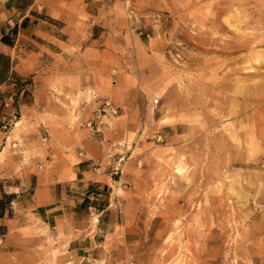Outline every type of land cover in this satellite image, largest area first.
<instances>
[{
	"label": "rangeland",
	"instance_id": "374dc122",
	"mask_svg": "<svg viewBox=\"0 0 264 264\" xmlns=\"http://www.w3.org/2000/svg\"><path fill=\"white\" fill-rule=\"evenodd\" d=\"M63 1L82 47L44 51L34 114L101 149L121 264H264V0Z\"/></svg>",
	"mask_w": 264,
	"mask_h": 264
},
{
	"label": "crops",
	"instance_id": "0c3cea01",
	"mask_svg": "<svg viewBox=\"0 0 264 264\" xmlns=\"http://www.w3.org/2000/svg\"><path fill=\"white\" fill-rule=\"evenodd\" d=\"M78 15L63 0H0V264H42L47 243L75 264L125 259L128 232L113 213L114 180L97 166L101 149L88 138L63 139L34 114L35 96L46 92L37 82L44 51L82 47ZM84 44L86 53L104 51L99 39ZM183 128L177 122L160 131L172 136Z\"/></svg>",
	"mask_w": 264,
	"mask_h": 264
}]
</instances>
